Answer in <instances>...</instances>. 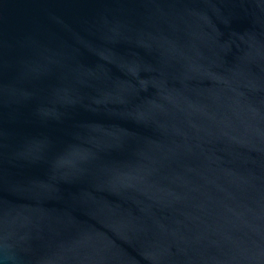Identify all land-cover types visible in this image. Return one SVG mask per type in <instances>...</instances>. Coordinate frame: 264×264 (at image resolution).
<instances>
[{
	"label": "water",
	"instance_id": "1",
	"mask_svg": "<svg viewBox=\"0 0 264 264\" xmlns=\"http://www.w3.org/2000/svg\"><path fill=\"white\" fill-rule=\"evenodd\" d=\"M0 264H264V0H0Z\"/></svg>",
	"mask_w": 264,
	"mask_h": 264
}]
</instances>
